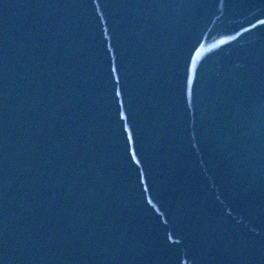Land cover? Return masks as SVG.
<instances>
[{
  "label": "water",
  "instance_id": "obj_1",
  "mask_svg": "<svg viewBox=\"0 0 264 264\" xmlns=\"http://www.w3.org/2000/svg\"><path fill=\"white\" fill-rule=\"evenodd\" d=\"M0 264H264V0H0Z\"/></svg>",
  "mask_w": 264,
  "mask_h": 264
}]
</instances>
